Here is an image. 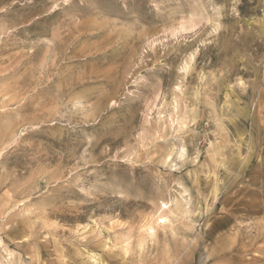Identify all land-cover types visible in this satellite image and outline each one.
<instances>
[{
	"label": "rangeland",
	"instance_id": "1",
	"mask_svg": "<svg viewBox=\"0 0 264 264\" xmlns=\"http://www.w3.org/2000/svg\"><path fill=\"white\" fill-rule=\"evenodd\" d=\"M0 264H264V0H0Z\"/></svg>",
	"mask_w": 264,
	"mask_h": 264
},
{
	"label": "bare ground",
	"instance_id": "2",
	"mask_svg": "<svg viewBox=\"0 0 264 264\" xmlns=\"http://www.w3.org/2000/svg\"><path fill=\"white\" fill-rule=\"evenodd\" d=\"M161 218H163V217H161ZM164 220V218L162 219V221ZM151 229V228H150Z\"/></svg>",
	"mask_w": 264,
	"mask_h": 264
}]
</instances>
